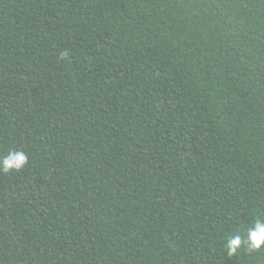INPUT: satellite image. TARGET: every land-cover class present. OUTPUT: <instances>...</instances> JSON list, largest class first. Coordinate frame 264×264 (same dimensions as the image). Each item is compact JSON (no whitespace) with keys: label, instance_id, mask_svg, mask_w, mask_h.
<instances>
[{"label":"trees","instance_id":"obj_1","mask_svg":"<svg viewBox=\"0 0 264 264\" xmlns=\"http://www.w3.org/2000/svg\"><path fill=\"white\" fill-rule=\"evenodd\" d=\"M13 149L0 264H264V0H0Z\"/></svg>","mask_w":264,"mask_h":264},{"label":"clouds","instance_id":"obj_2","mask_svg":"<svg viewBox=\"0 0 264 264\" xmlns=\"http://www.w3.org/2000/svg\"><path fill=\"white\" fill-rule=\"evenodd\" d=\"M62 59L69 57L68 50L60 53ZM28 164V154L22 150H10L7 155L0 157V172L5 174L19 171ZM243 246L249 252L264 251V219L259 217L252 223L244 234H230L225 240V251L229 257L238 255Z\"/></svg>","mask_w":264,"mask_h":264}]
</instances>
